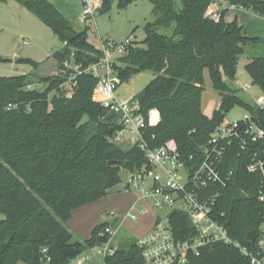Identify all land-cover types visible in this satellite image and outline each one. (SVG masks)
<instances>
[{
    "label": "trees",
    "instance_id": "1",
    "mask_svg": "<svg viewBox=\"0 0 264 264\" xmlns=\"http://www.w3.org/2000/svg\"><path fill=\"white\" fill-rule=\"evenodd\" d=\"M14 1L48 25L64 49L53 54L62 73L44 78V91L28 89V75L0 78V264H71L86 249L108 242L110 226L106 220L85 243L74 241L66 226L73 212L108 196L123 170L142 171L146 156L137 146L124 149L111 141L123 125L120 114L94 100L98 78L76 73L73 93L68 96L62 89L74 73L64 67L65 61L74 56L84 71L102 56L88 41V28L74 29L48 0ZM149 1L155 20L145 26L144 46L134 44L115 67L121 83L141 72L155 75L140 94L139 113L147 124L150 112L156 110L155 126L142 130L143 141L151 148L178 149L188 159L238 104L256 115L264 129V111L241 101L233 87L240 56L259 39L246 36L237 20L227 22L226 11L217 13L218 19L209 14L215 0H183L181 12L175 9V0ZM221 1L264 17V0ZM114 2L126 9L134 0H103L99 13H107ZM0 62L12 61L0 58ZM21 63L40 66L30 59ZM206 70L221 98L213 118L201 111ZM246 70L253 84L264 90V57L252 59ZM255 154L264 160V139L244 152L229 150L225 168L233 170V180L221 189L215 209L229 237L249 252L256 250L264 224V204L258 199L261 178L247 171ZM171 223L179 237L196 233L184 215L172 214ZM104 264H144L137 240L104 257ZM191 264H250V260L240 247L217 242L192 257Z\"/></svg>",
    "mask_w": 264,
    "mask_h": 264
},
{
    "label": "built area",
    "instance_id": "2",
    "mask_svg": "<svg viewBox=\"0 0 264 264\" xmlns=\"http://www.w3.org/2000/svg\"><path fill=\"white\" fill-rule=\"evenodd\" d=\"M83 10L81 23L94 18L103 6V0H82ZM218 19V15H214ZM134 42L128 38L122 42L112 39H101L102 56L100 60L90 65L84 71L72 60L65 61L64 67L72 69L69 81L75 86L76 73L94 75L99 84L94 93V100L102 104L109 112L120 114L123 129L111 140L119 146L127 144L128 148L139 147L146 156L147 166L142 171L130 173L128 188H137L144 199L150 200L154 211L161 213L153 229L145 237L137 240L142 250L144 264H191V258L198 256L200 251L212 243L236 245L248 256L250 264H264V224L258 239L256 250L249 252L246 248L235 243L215 214L219 203L221 189L232 183L234 172L225 168V160L230 149L239 152L246 151L250 145L257 144L264 139V129L256 120V115L248 112L242 120L231 122L223 118L207 143L198 147L195 155L187 159L175 148L161 146L149 147L142 139V130L152 125L148 124L139 113L141 106L136 100L117 101L116 90L119 86L116 66L120 58L126 56ZM255 105L264 111V94L259 96ZM130 132L136 137L127 140L123 133ZM241 153H239L240 155ZM247 171L260 175L258 199L264 204V160L255 154ZM184 174V176H182ZM145 208L140 212L144 213ZM168 212V214H167ZM188 217L192 228L196 232L186 238L179 237L171 223L172 214ZM131 219L137 221L139 216L132 212ZM111 219H118L109 214ZM108 221V220H107ZM109 241L94 248L104 254L113 255L118 249L110 245L111 238L116 234L113 227L106 229ZM43 254L48 252L43 249ZM50 262L48 256L45 257ZM88 257H84L77 264H82Z\"/></svg>",
    "mask_w": 264,
    "mask_h": 264
},
{
    "label": "rangeland",
    "instance_id": "3",
    "mask_svg": "<svg viewBox=\"0 0 264 264\" xmlns=\"http://www.w3.org/2000/svg\"><path fill=\"white\" fill-rule=\"evenodd\" d=\"M48 1L68 20L74 29L81 31L88 28V41L97 48L101 47V39L122 42L131 38L135 45L144 46L145 26L155 20L153 4L149 0H134L126 9H121L118 2H114L107 13H98L84 24L80 20L83 10L82 0ZM175 9L178 12L183 10V0H175ZM238 15L237 22L244 26L246 36L258 38L259 42L245 47V52L239 59L233 87L241 101L255 105L256 99L264 94V90L253 84L246 66L253 58L264 57V17L253 10H250L248 14ZM233 20L236 19L233 18ZM161 32L170 34L171 30L161 29ZM63 49L64 43L59 40L53 30L26 6L14 0H0V58L12 61L0 62V78L28 75V89L44 91L46 85L42 83V80L62 73L60 65L53 58V54ZM16 58L30 59L39 63L40 66L35 68L31 64L16 62ZM117 66H120L119 62H117ZM64 72L66 73V71ZM154 77L152 72H141L125 83H121V79L118 77L117 101H127L132 97V99L140 102V94L144 92ZM204 77L205 86L201 98V111L208 118H213L215 111L220 107L221 98L213 88L209 70L205 71ZM62 89L68 96L74 90L70 81H67ZM53 96L54 94H51L50 97ZM155 111L150 112V119H152ZM247 114L246 107L238 104L226 113V118L231 122H236L242 120ZM151 126H155L153 122ZM123 136L127 140H130L131 137L139 139L130 132L123 133ZM122 147L128 149L127 144ZM120 176V183L111 190L108 196L73 212L74 215L66 226L71 230L74 241L85 243L91 238L95 228L94 224L99 225L108 220L111 227L115 225L114 231L116 232L110 240L111 247L118 250L127 249L132 241L140 239L148 232L158 217H162L161 213L154 211L152 202L145 200L137 188L127 187L130 178L128 171L123 170ZM142 208H146L145 211L148 210L149 212L139 216L137 221L132 220L131 213L140 212ZM110 213L119 219L117 223L113 222L114 219L108 218ZM84 257H88V259L82 264H104V254L99 250H94V248L86 249L71 264H77Z\"/></svg>",
    "mask_w": 264,
    "mask_h": 264
},
{
    "label": "crops",
    "instance_id": "4",
    "mask_svg": "<svg viewBox=\"0 0 264 264\" xmlns=\"http://www.w3.org/2000/svg\"><path fill=\"white\" fill-rule=\"evenodd\" d=\"M223 11H226V14H225V20L227 22H232V21H235L233 20V18H235L237 20L238 18V14H248L250 10H244V9H241V8H238L236 6H230L228 3L224 2V1H221V0H215L214 4L210 7L209 9V14H220L222 13ZM242 26V25H241ZM243 29H244V26H242ZM245 30V29H244ZM245 33V31H244ZM254 59V58H253ZM130 100H133L132 97L127 100V101H130ZM158 112V111H157ZM159 113V112H158ZM160 114V113H159ZM160 122V121H159ZM144 201V200H142ZM146 207V206H145ZM146 209V208H145ZM76 212V211H75ZM149 211L147 210V212L145 211L144 213H148ZM138 214V216H141V215H144V213H140L139 211L136 212ZM74 215V213L72 214ZM119 219H114L113 221H116L115 223L118 222ZM156 221H154V223L151 225V227L149 228L148 232L143 236L145 237L148 233L151 232V230L153 229L154 227V224H155ZM96 223V222H95ZM95 227L96 225L98 224H94ZM115 225L113 226V229H114ZM116 233V232H115ZM141 237V238H143ZM140 238V239H141Z\"/></svg>",
    "mask_w": 264,
    "mask_h": 264
},
{
    "label": "water",
    "instance_id": "5",
    "mask_svg": "<svg viewBox=\"0 0 264 264\" xmlns=\"http://www.w3.org/2000/svg\"><path fill=\"white\" fill-rule=\"evenodd\" d=\"M22 60H23V59H20V58H16V59H15L16 62H21ZM237 86H238V85H237ZM111 164H113V162H112Z\"/></svg>",
    "mask_w": 264,
    "mask_h": 264
}]
</instances>
